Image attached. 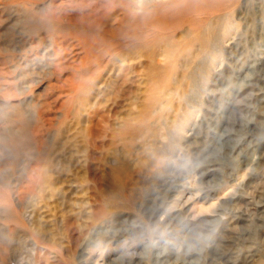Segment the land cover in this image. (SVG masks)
Returning a JSON list of instances; mask_svg holds the SVG:
<instances>
[{
	"label": "rangeland",
	"instance_id": "374dc122",
	"mask_svg": "<svg viewBox=\"0 0 264 264\" xmlns=\"http://www.w3.org/2000/svg\"><path fill=\"white\" fill-rule=\"evenodd\" d=\"M79 1L0 0V128L39 108L54 143L0 151V264H264V0L99 64L34 15L113 31L162 0Z\"/></svg>",
	"mask_w": 264,
	"mask_h": 264
},
{
	"label": "bare ground",
	"instance_id": "6f19581e",
	"mask_svg": "<svg viewBox=\"0 0 264 264\" xmlns=\"http://www.w3.org/2000/svg\"><path fill=\"white\" fill-rule=\"evenodd\" d=\"M78 3L79 7H85L83 6L85 5L83 0ZM234 5L235 0H162L152 7H144L140 14H136L116 30L112 29L113 31H108V29L106 31L90 25L91 21L89 24L84 20L90 15H83L79 18L70 17L67 14L68 11L62 14L61 9L53 7L42 16L34 15L35 26L39 23V27L32 26L31 30L34 35L41 31L44 36L49 37L50 40L53 39L54 46L51 49L54 52L60 51L62 54L61 59L67 51L71 50V46L73 48L77 46V43L74 45L73 42H70V39H75L78 44L83 45L85 56L82 57L84 63L92 61L93 64H99L104 58L111 62L115 57L117 58L118 54H121L120 57H124V52L129 53L131 49L134 50L141 46L146 48V56L152 58L156 54L154 49L156 45L152 38H157L160 34H174L188 23L194 25L198 22H205V19L209 20L212 15L221 13L224 10L231 15L235 11ZM100 10L103 9L100 8ZM107 56H110V58L108 59ZM58 65L59 62L55 63L57 71ZM36 105L33 107H36ZM38 109L37 119L35 120L30 116V111L19 110L17 118L13 122L16 124H8L0 128L2 129L0 130V151L3 153L4 158L13 159V161L23 157L27 160L37 159L36 167L41 165L42 160L45 161L48 156L47 151L54 146V143L52 144L43 138L45 127L42 125V120H40L43 111L41 112ZM6 123H8L7 120ZM35 166L32 168L35 169ZM15 212L17 213L14 217L19 218L17 217L19 216L18 211L15 210Z\"/></svg>",
	"mask_w": 264,
	"mask_h": 264
},
{
	"label": "clouds",
	"instance_id": "9594fccd",
	"mask_svg": "<svg viewBox=\"0 0 264 264\" xmlns=\"http://www.w3.org/2000/svg\"><path fill=\"white\" fill-rule=\"evenodd\" d=\"M49 74H51V72H46V73H43V75H49ZM39 75V74H38ZM40 76V75H39ZM40 78H41V76H40Z\"/></svg>",
	"mask_w": 264,
	"mask_h": 264
}]
</instances>
